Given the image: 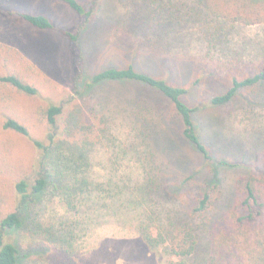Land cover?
Instances as JSON below:
<instances>
[{
	"label": "rangeland",
	"instance_id": "obj_1",
	"mask_svg": "<svg viewBox=\"0 0 264 264\" xmlns=\"http://www.w3.org/2000/svg\"><path fill=\"white\" fill-rule=\"evenodd\" d=\"M80 1L87 9L94 8L91 19L78 15L62 0H0V72H16L39 91L33 98L0 94V114L19 118L30 131L29 136H21L5 131L0 123V212L16 204L14 184L17 180L34 179L33 171L41 164L42 152L34 140L46 141L50 134L41 113L47 104L63 106L56 139L66 140L70 145L82 144L87 137L85 134L88 140H97L100 130L96 128L94 112L105 108L106 116L111 106L119 110L120 103L126 106L127 99L133 97L143 99L146 105L157 104L160 116L166 117L161 123L167 122L171 117L167 101L140 83L106 82L91 92L86 91L93 73L130 64L189 89L185 101L197 107L196 118L203 127L202 137L214 161L229 163L228 167H221L223 195L219 204L220 209H229L238 197L237 185L241 179L250 174H264V82L240 91L226 105L213 106L209 101L230 87V76L246 75L264 61V25H244L216 18L201 0ZM20 12L46 15L55 28L32 27L20 19ZM66 31L78 34V40H71ZM74 110L83 112V116H78V127L68 124ZM131 113L130 110L122 113L117 120L120 127L114 126L122 142L133 139L132 126H137V120ZM149 117V122L158 120L155 113ZM161 145L165 148L164 143ZM120 149L116 144L93 145L90 167L82 176L88 177L91 189L108 188L112 177L124 184L125 175L138 182L142 164L132 156L120 155ZM171 154L161 156L169 175L174 176L170 183L175 177H181L175 174L179 156L183 155L188 164H192L188 173L205 165L203 172L191 179L181 193L178 203L182 206L165 203V209L173 210L176 205L182 210L177 214L184 215L197 195L202 178L213 175V162L205 161L182 141ZM70 198L68 192L62 196L49 194L47 212H55L56 219L60 220ZM105 207L103 205L100 212L106 211ZM124 212L120 217L104 215L75 239L80 264H179V259L146 245L138 231L139 217ZM222 213L216 214V218L224 217ZM206 241L204 238V244ZM32 254L23 264H45L46 254Z\"/></svg>",
	"mask_w": 264,
	"mask_h": 264
},
{
	"label": "trees",
	"instance_id": "obj_2",
	"mask_svg": "<svg viewBox=\"0 0 264 264\" xmlns=\"http://www.w3.org/2000/svg\"><path fill=\"white\" fill-rule=\"evenodd\" d=\"M62 1L87 19L94 15V8L87 9L80 0ZM201 1L216 18L244 25H264V0ZM19 17L40 30L55 28L53 21L43 14L20 12ZM65 33L71 40H78V34ZM113 81L140 83L158 92L167 101L171 117L161 123L166 117L160 116L157 104L146 105L143 99L133 97L127 99L126 106L120 103L119 110L110 105L106 116L103 114L105 108L101 112H94L98 125L96 128L100 130V134L96 135L97 140H88L85 134L87 137L82 144L70 145L66 140L56 139L58 118L64 113L63 106L49 103L42 108L41 113L47 120L50 134L46 141L34 140L35 146L42 152L41 164L33 171L34 179H18L14 184L16 204L12 209L0 212V264H23L24 259L37 252L40 256L46 254L45 264H76L79 261L76 258L79 246L75 239L104 215L116 214L120 217L124 211L139 217L138 231L146 245L179 259V264H264V174H250L242 178L237 185V199L229 209H220L223 195L221 167H228L229 163L226 160L214 161L211 149L202 137L203 127L196 118L197 107L185 101L189 89L166 78L142 72L133 64L95 72L85 88L91 92L95 87ZM263 82L264 61L246 75L230 76V87L211 97L209 104L226 105L240 91ZM38 93L37 87L18 73L0 72L2 96L33 98ZM110 101L108 98L107 102ZM127 110L132 112L131 116L137 120H134L137 126H132L133 139L122 142L115 134L114 126H119L117 120ZM153 113L156 118L161 117L154 123L147 120ZM79 115L83 116V112L73 111L69 126L78 127ZM0 123L5 131L21 136L30 135L28 127L10 114L1 113ZM180 141L199 153L205 161L213 162V175L202 178L197 195L185 212L186 216L177 214L182 210L176 205L173 210L165 209V203L181 205L178 203L181 193L191 179L203 172L205 165L188 173L192 164H188L183 155L179 156L175 174L179 173L181 177H175L170 183L173 174L169 175L161 156H172L171 153L179 147ZM100 142L110 146L119 145L120 155L132 156L142 164L138 182L135 183L125 175L124 184L112 177L108 188L102 186L91 189L88 177L82 176L90 167L93 145ZM161 143L165 144V148ZM64 192H68L71 198L64 205V217L57 220L55 212H47L50 199L46 200V196H62ZM103 205L107 206L106 211L100 212ZM218 213L224 217L216 218ZM204 238L207 239L205 244ZM53 254L62 256L57 258Z\"/></svg>",
	"mask_w": 264,
	"mask_h": 264
}]
</instances>
